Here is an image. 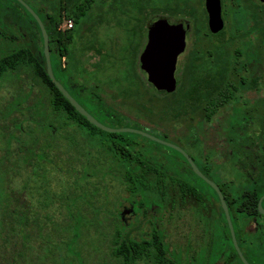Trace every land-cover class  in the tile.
Returning a JSON list of instances; mask_svg holds the SVG:
<instances>
[{
	"label": "trees",
	"instance_id": "obj_1",
	"mask_svg": "<svg viewBox=\"0 0 264 264\" xmlns=\"http://www.w3.org/2000/svg\"><path fill=\"white\" fill-rule=\"evenodd\" d=\"M10 1L19 9L8 6V16L5 14L0 20L2 18L7 21L10 28L13 26L17 29L20 25L29 28L30 25L35 32H32L28 45L12 49L10 46L20 42L21 37L0 33V43L3 44L0 47V79L8 72L15 74L28 70L34 78V86L39 88L35 94L31 92L29 95L34 96L35 102L25 108L9 111V105L0 106V141L4 144V148L0 149V264H89L86 257L95 246L90 239V232L97 219L94 216L87 217L82 206L88 207L91 215L93 212L100 215L105 213L113 218L116 232L109 247V257L113 264H180L179 260L174 261L169 255L162 232L154 231L150 238L139 241L125 238L120 230L121 218L131 211L121 213L120 207L126 195L135 211L145 213L160 207L175 211L180 207L197 208L207 202L210 206L212 201L197 181L214 194L219 204L220 216L225 225L221 227L218 240L231 241L230 253L222 252L217 260H222V264H243L234 248L226 216L215 191L193 172L179 152L136 134L104 132L82 116L47 74L44 40L38 23L18 1ZM24 1L38 14L49 35L51 63L56 79L94 118L100 120L98 116L105 114L116 120L113 111L104 110L107 108L104 99L94 90L90 92L87 88L89 85L84 84L88 82H75L78 75L81 76L79 79L85 81L84 76H90L100 64L97 62L91 65V69L87 68L86 57L90 51L101 55L102 59L109 56L108 53H102V46L94 38L98 29L106 25L107 1ZM173 1L174 5L165 6L159 12L194 18V23L206 29L204 31L208 33L207 36H212L207 28L204 4L198 10L190 5L189 0ZM157 10L153 13H157ZM141 14L144 15L143 21L137 19V24L129 33L141 40L136 47L132 42L133 52L129 63L133 73L129 77L140 82L144 90L136 96L121 94V98L126 100L127 97L129 101L143 104V108L153 116L175 125L181 126L191 121L202 108L205 112L201 122L213 121L233 100L232 89L225 84L229 72L220 63L231 58L227 51L215 49L202 54V58L211 62L205 67L193 65L188 87L175 95L163 93L166 95L164 99L154 104L156 101L153 99L158 98L159 94L150 90L137 67L147 34L146 26L151 18L147 17L145 10ZM67 20L73 21L72 29L62 28ZM85 26L88 29L83 32ZM19 31L21 34V26ZM84 33L91 35V38H85ZM78 39L87 40L80 49L76 46ZM87 105L96 107L98 111L91 113ZM25 111L30 114L27 120L30 125L27 127L17 119V114H24ZM141 114L145 113L133 112L138 118ZM151 129L157 132V128ZM197 131L191 130L181 141L187 147L197 149L201 143L199 137L194 135ZM162 134L163 139L169 138L167 133ZM147 141L173 151L182 158L185 165L173 166L163 153L161 159H156L155 152L143 147ZM257 162H261L259 157ZM171 166L174 167L173 171L168 168ZM209 170L206 167L201 169L207 177ZM112 186L119 190L115 196L120 198L114 214V205L109 199L111 193L100 191L113 189ZM263 187L264 179L259 170L255 178L231 179L220 186L239 246L244 242L243 238L247 237L256 239L264 249V237H260L264 235V226L256 234L258 238L245 233L253 219L257 223H264V217L258 210V202L264 196ZM93 200L101 207H95ZM107 206L111 209H103ZM62 208L66 211L64 216L57 212ZM213 212L216 221L217 216Z\"/></svg>",
	"mask_w": 264,
	"mask_h": 264
},
{
	"label": "rangeland",
	"instance_id": "obj_2",
	"mask_svg": "<svg viewBox=\"0 0 264 264\" xmlns=\"http://www.w3.org/2000/svg\"><path fill=\"white\" fill-rule=\"evenodd\" d=\"M107 1L105 3V9L107 12V19H106V25L102 26L98 29L96 32L94 38L97 39L100 46H102V53H108L109 56L105 59H102L101 55H98L94 51H90L86 57V60L88 62L87 68L91 69V65L99 62L100 64L96 67V70L94 73L89 75H86V80H81L80 75L75 77V82L77 83H84L86 85H89L87 88L90 89V92L94 90L97 95H100L104 102L106 103L105 111H113L116 114V120L111 119L110 117H106L105 114L98 116L100 120H98L101 124L110 127V128H132L137 130H144L151 134L158 135L160 137H164L162 133L155 132L151 128H161V130L166 131L170 134V138H168V141L174 144L179 145L180 147L184 148L186 151H188L189 154H191L193 157L196 158L197 163L200 165L202 169L205 167L212 170V173L210 174V178L216 182L218 185H222L225 182H228V180L236 179L234 173L237 170L235 167L234 161L231 160H225L223 162H217L214 161L213 158L207 159L209 156L208 151H202V143L198 145V152L199 155L196 154L195 151H192L190 147H187L186 144L181 142V140H178V138L187 133V127L190 126V121L184 122L183 125L180 126V124H176L170 121H166L158 118L156 116H153L152 113L148 112L147 109L143 108V104L135 103L134 101H129L127 97L126 100L121 98V94H134L137 95L138 92L142 94V91L144 90V86L137 82L132 77H129L130 73L132 74L131 64L129 63L130 56L132 55L133 49H132V42L133 46L136 47L139 42H141L140 38L132 37L130 35V30L137 24L138 21H143L144 15L141 14V11L145 10V14L147 17H151L148 20H151L153 18H161L165 20L175 21L178 22H186V24L189 25L190 28V34L191 37L188 41V53L195 48H199V46L203 45L205 47H211L212 43V36H207L205 31L202 30L201 25L198 23H194V18H191L184 14H177L173 15L167 12H159V10H163L165 6L168 5H174L175 1L173 3L171 0H105ZM202 0H189L190 5L198 10L202 9ZM171 2V4H170ZM8 6L16 8L17 5L10 1V0H0V17L5 15L8 16ZM205 6V4H204ZM18 8V7H17ZM19 9V8H18ZM157 10V13H153L154 10ZM6 12V13H5ZM26 20L28 19L27 16H24ZM198 19V18H197ZM29 20V19H28ZM13 21V20H12ZM30 21V20H29ZM7 21H3L1 18L0 20V33H8L9 36L16 35L18 37H21L20 42H17L16 44H13L10 46V48H19L22 46H26L30 43L32 32L34 33L35 30L31 29V26L25 27L23 25H20L22 28V33L20 34L19 28H14L13 26L8 27ZM15 22V21H14ZM143 23V22H142ZM206 24V23H205ZM231 26V27H230ZM88 26L84 27V31H87ZM63 29H68L67 22L65 21L63 26ZM195 30V34L194 33ZM233 34L232 29V23L227 24V28L225 29V32L223 35L219 36L221 38L222 42H225V39L230 38ZM85 38H91V35H88L87 33H84ZM88 36V37H87ZM93 37V36H92ZM202 39L199 42L202 44L194 45L195 38ZM210 37V38H205ZM133 40V41H132ZM85 39H78L76 42V46L80 49L81 46L84 45ZM89 41V40H88ZM147 42V34H145L144 42H143V48ZM3 44L0 43V47ZM142 48V49H143ZM1 50V48H0ZM254 50L257 51L259 54L260 59V66L258 67L257 73L261 76V81L263 82V85L261 86V91H263L262 95H264V44L261 43V40L258 39L255 42ZM140 56V53H139ZM139 56H138V62L137 67L139 74L142 78H144L146 81V77L143 75L140 65H139ZM187 58V54H185L179 62V67H182L185 60ZM103 60V61H102ZM86 74V73H85ZM89 76V77H88ZM130 78V79H129ZM62 81L67 85V87H70L64 78H62ZM34 78L31 76V74L28 72V70L21 72V73H15L12 72L6 73L1 79H0V106L4 104V106L8 107L9 111H16L20 108H25V106H28L30 104H33L35 102V98L29 97L30 93L33 92L35 94L37 92L36 86H34ZM37 95V94H36ZM165 94L161 93L159 94L158 98L153 99V101H156L154 104H158L160 100L164 99ZM149 98L146 100L148 101ZM111 106H115V108H112ZM238 106V105H237ZM111 107V108H110ZM87 109L95 114L98 109L94 106H88ZM143 112L145 114H141V117L138 118L136 115H133V112ZM233 116V112L230 109L224 110L221 117L214 120L212 122L213 127L212 129L207 133L204 134L203 138L207 140L208 146L210 150H219L221 147V144H224V138H218L217 130L220 128V124L226 122L227 119L231 118ZM202 117L201 114H198L196 116L195 122L199 121ZM30 118V114L28 111H25L24 114H17V119L22 121L23 124L27 127L30 125L28 123V119ZM256 119H252V121H255ZM194 122V123H195ZM149 127V128H147ZM1 131V128H0ZM162 132V131H161ZM2 135V131L0 132ZM183 133V134H182ZM195 140V138H193ZM141 142L143 140H140ZM147 149L153 151V152H166L167 156L166 160L170 159L173 166H181L185 165L182 158L178 156L176 153H174L171 150H168L166 148H163L159 145L152 144L150 142H146ZM4 148V144L0 141V149ZM209 153V154H208ZM264 161V159H263ZM261 165H264V163L257 162V169L262 171L263 168ZM168 167L171 171H173L174 167ZM263 172V171H262ZM238 174V173H237ZM227 175H234V177H227ZM201 188H203V191L210 195L214 196L213 193L206 188L203 184H201L199 181H197ZM235 182V186H236ZM113 189H105L100 190L101 193H107L108 191L111 193L109 196V199L112 201L113 207V214L114 209L116 205L119 203L120 198H118L115 195H118L119 190L112 186ZM264 191V187L262 188ZM123 194H121L122 196ZM124 197V195H123ZM215 197V196H214ZM122 198V197H121ZM127 198V195H126ZM124 198L122 201V206L120 207V212L123 213L125 210H131V204L127 201V199ZM216 199V197H215ZM94 204L95 207H101L98 202L95 200ZM103 208V207H102ZM111 209V207L107 206L103 209ZM161 208V207H160ZM82 209L85 211V215L87 217H92L94 219H97L95 221V227L91 229L90 232V239L93 241L95 246L93 245V248L91 251H88V263L89 264H113L111 261L110 253H109V247L112 244V234L115 228V224L112 225L113 218L108 216L107 214L100 215L99 213H92L91 215L89 208L86 206H82ZM59 211V212H58ZM188 211V212H187ZM58 213H62V216L66 214L65 209L57 210ZM184 212H187L183 214V216L177 215L173 218L172 224H174L176 227H178L177 232L175 229H173V226H169L167 223V218L163 223L167 227V236H170L169 239L172 241H175L174 247L176 248V261H180V264H216L219 260L218 258L221 257L222 252L227 251V253H230L232 247H231V241L226 240L224 242H220L218 240L219 234H221L222 229L225 223L221 216H217L216 221L213 219V216L209 220V225L203 227L202 223H206L207 225V219H205L204 212L202 211L201 206L191 208L190 210H186ZM153 212H150L148 215H142V213L134 216L132 213H125V222L122 221L120 230L122 233H128L130 232L133 236L139 237V236H145L151 232V227L149 224V220L152 218ZM161 216H158L156 218V221L158 219L159 223L161 221ZM106 219V220H105ZM138 219L139 221L136 222L138 224H135V220ZM126 224V225H125ZM235 224V223H234ZM103 225V226H102ZM131 225V227L129 226ZM201 225V227L199 226ZM236 225V224H235ZM252 226V225H251ZM249 228V231L254 228ZM238 227V226H236ZM130 230V231H129ZM177 233V234H176ZM176 235V237H174ZM178 236V237H177ZM243 243L240 244L241 250L244 254V256L248 259V262L250 264H264V249L260 244L256 242V239L252 238H243ZM170 245V250H173V245L171 241H167ZM187 254V255H186ZM86 256V255H85ZM218 259V260H217ZM178 261V262H179ZM220 262V261H218ZM222 264V262H220Z\"/></svg>",
	"mask_w": 264,
	"mask_h": 264
},
{
	"label": "flooded vegetation",
	"instance_id": "obj_3",
	"mask_svg": "<svg viewBox=\"0 0 264 264\" xmlns=\"http://www.w3.org/2000/svg\"><path fill=\"white\" fill-rule=\"evenodd\" d=\"M204 4H205V0H204ZM221 6H222V19L224 21V28L219 33L213 34L210 31L209 25L207 27L209 32H211V34L213 35V38H214L211 40L212 41L211 47H205V46L201 45L202 43L199 41L202 39H198L196 37L195 41H194V45L200 44L201 46H199V48L193 47V49L191 51H189V53H188V41L191 37L190 28H189V31L187 32V35H186V49H185L184 53H182L178 58V63H177L176 73H175V79H176L175 90L172 93H167V92H163V91L154 92V93H157V94L166 93L169 95H171V94L175 95V94L181 93L182 90H184L188 87L189 78H190V76H192V69L191 68L193 67V65L194 64L197 66L203 65L205 67V65L209 64L210 60L202 58L201 57L202 54H208L210 52H213L215 49L226 50L228 55L231 58H229L227 60H222V62H220V63L222 65V67H225L229 72L228 77H227V81L225 82V84L227 85V87L232 89L231 92L233 95L232 96L233 100L230 101L228 103V105L226 107H224L220 111V114L214 119V120H216L219 117H221L224 110L230 109L233 112V116L231 118L227 119L226 122L221 123L220 128L217 130L218 131L217 132L218 138L219 137L224 138L225 143L221 144V147L219 150H217V149L210 150L209 149L208 142L206 139L203 138V136H204V134H207L212 129V127H213L212 122L214 120L211 122H207V121L201 122V120L204 119L202 116L199 121L195 122L196 116L198 114H201V115L204 114V112H205L204 108L198 110L195 113L197 115L191 119L190 126L187 127V131H186L187 133H185V134L182 133L183 135H181L178 138V140H181L183 136L189 135L191 130L197 129L198 131L194 135L195 136L197 135L199 137V139L201 140L202 151L206 150L210 153V154L208 153L210 156L207 158L208 160L210 158H213L214 159L213 163H214L215 161L223 162L226 159L227 160L232 159L234 161L235 167L237 169L234 173L236 179L251 178V177L255 178L256 174L258 172V169L256 167L258 157L260 158V161H261L260 163H264V161H263V159H264V95H262L263 91H261V86L263 85V82L261 81V76L257 73V70H258L257 66L261 65L260 59L258 56L259 54L257 53V51L254 50L256 40L260 39L261 43L264 44V1H262V0H221ZM205 10H206V8H205ZM206 14H207V22H209V17H208L207 11H206ZM175 21H177V20H175ZM182 23H184V22H182ZM231 23H232L233 34L230 38L225 39V42H222L221 41L222 39L219 38V36L224 34L225 29L227 28V24L229 25ZM202 30L204 31L206 29H202ZM193 34H195V30H194ZM206 34H208V33H206ZM205 38L207 39L210 37H205ZM146 44H147V42H146ZM146 44H145L144 48L141 50L140 55L144 51ZM185 54H187V58H186L184 64L182 65V67H179L180 59ZM139 58H140V56H139ZM205 70H207V69H205ZM252 119H256V120L252 121ZM159 131H160V133H167L166 131L161 130V128L160 129L157 128V132H159ZM167 134L170 138V134L169 133H167ZM152 135H154L155 137L162 139L166 142H169L168 139L165 140L158 135H155V134H152ZM190 136L193 137V135H190ZM169 143H171V142H169ZM172 144H174V143H172ZM159 145H161V144H159ZM175 145H177V144H175ZM161 146H163V145H161ZM177 146H179V145H177ZM143 147L147 148V144L145 143V145ZM164 147H166V146H164ZM182 149L192 158L194 163L197 165L198 169L201 171L202 168L197 163L196 158L193 157L191 154H189L188 151H186L184 148H182ZM192 151H195L196 154L199 155L198 148L192 149ZM162 153L165 155L167 154L166 152H158V153L155 152V158L161 159L160 155ZM261 166L263 168V170H262L263 172L260 170L259 171H260L261 176L264 179V165H261ZM201 173L203 174L202 171H201ZM211 173H212V170H209L208 171V177L205 174H203V175L206 178H208L209 180L213 181L210 178ZM234 175H227V177H234ZM232 180H235V179H232ZM214 183L221 190V188H220L221 185H218L216 182H214ZM221 192H222V190H221ZM215 193L217 194L216 191H215ZM222 194H223V192H222ZM217 196H218V194H217ZM208 197L212 201L211 205L209 206V204L207 202L206 204H203L201 206L202 211L204 212V215L206 216L205 219H207V221H206L207 225H206V223H202L203 227L209 225L208 222L210 219L208 220V218H211L214 215L213 211H215L216 216H220L219 204H218L217 200L215 199L214 196L208 195ZM218 198H219V196H218ZM219 201H220V199H219ZM220 204H221V202H220ZM221 207H222V205H221ZM211 208H213V210ZM186 210H190V207H188V208H181L180 207L179 209H177L175 211H171L169 208L167 209V208L161 207V208L151 209V210L147 211L146 213L144 211H141V212L135 211L133 208H131L130 211H131L132 215H134V216H136L140 213H142V215H148L150 212H153L152 218L149 220L151 232L145 236H139V237L133 236L130 232H128L127 234L124 233V237L125 238L129 237V238H132V239L139 241L143 238L144 239L150 238L151 234L154 231L162 232L164 234V237H165L164 242L166 243V245L169 248V255L172 257V259L174 261H176L177 251H176V248L174 247L175 241L170 240L169 239L170 236H167L168 235L167 227L163 223V221H165L167 218L168 219L167 223L169 224V226H173V229H175L177 232L178 227H176L174 224H172L173 218L177 215L183 216V214L188 212V211L184 212ZM158 216H161L160 217L161 218L160 223H159L158 219L156 221V218ZM230 216H231V214H230ZM262 217H264V216H262ZM231 219H232V217H231ZM125 220H126L125 216H123L121 218V222L122 221L125 222ZM138 221L139 220L136 219L135 224H138V223H136ZM113 222H114V220H113ZM112 225H114V223ZM129 226L131 227V225H129ZM199 226L201 227V225H199ZM250 226H251V228L252 227H254V228H252L249 231ZM262 226H264L263 222L257 223V221L255 219H253L247 225L245 233H247L248 235L251 234L255 237L256 234L259 233L261 231V229H263ZM234 230H235V228H234ZM115 232H116V230L114 229L113 234H112L113 240H114ZM263 234H264V232H263ZM174 237H176V235H174ZM236 237H237V235H236ZM260 237H264V235L260 236ZM256 238H258V236H256ZM113 240H112V243H113ZM167 241H171V243L173 245V250H170L171 247ZM220 262H222V260H220ZM220 262H217L216 264H220ZM140 264H145V263H140Z\"/></svg>",
	"mask_w": 264,
	"mask_h": 264
},
{
	"label": "water",
	"instance_id": "obj_4",
	"mask_svg": "<svg viewBox=\"0 0 264 264\" xmlns=\"http://www.w3.org/2000/svg\"><path fill=\"white\" fill-rule=\"evenodd\" d=\"M18 1L36 20L38 23L44 40V56L46 60L47 74L49 78L56 85L58 90L64 95V97L72 104V106L87 120L101 129L104 132L110 134H123L131 133L142 136L155 143L161 144L173 150H176L182 154L194 173L210 185L218 194L222 208L224 210L227 224L231 233L232 242L234 248L243 264H250L244 256L236 237L232 219L230 216L229 208L226 200L218 188V186L208 178H206L197 165L194 163L192 158L179 146L166 142L162 139L155 137L154 135L144 131L132 128H110L101 124L96 118H94L84 107H82L66 90V88L56 79L52 63L51 53L49 47V35L45 29V26L38 16V14L24 1ZM264 1V0H262ZM205 8L209 17V28L213 34H217L224 28V21L222 19V6L221 0H205ZM147 44L140 55L139 65L143 75L147 78L149 88L152 92H167L172 93L176 88V67L179 56L184 53L186 49V35L189 31V25L178 21H170L161 18H153L147 23ZM264 196L258 202V209L260 215L264 216L263 208Z\"/></svg>",
	"mask_w": 264,
	"mask_h": 264
},
{
	"label": "built area",
	"instance_id": "obj_5",
	"mask_svg": "<svg viewBox=\"0 0 264 264\" xmlns=\"http://www.w3.org/2000/svg\"><path fill=\"white\" fill-rule=\"evenodd\" d=\"M66 22H67L68 29H72L73 25H74L73 21L72 20H67Z\"/></svg>",
	"mask_w": 264,
	"mask_h": 264
}]
</instances>
